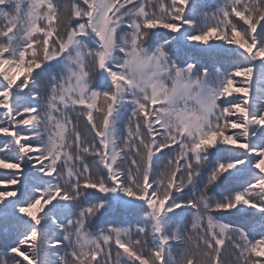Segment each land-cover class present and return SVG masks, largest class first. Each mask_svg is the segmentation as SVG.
Wrapping results in <instances>:
<instances>
[{
	"label": "snow or ice",
	"instance_id": "obj_1",
	"mask_svg": "<svg viewBox=\"0 0 264 264\" xmlns=\"http://www.w3.org/2000/svg\"><path fill=\"white\" fill-rule=\"evenodd\" d=\"M207 7L0 0V264H264V0Z\"/></svg>",
	"mask_w": 264,
	"mask_h": 264
},
{
	"label": "trees",
	"instance_id": "obj_2",
	"mask_svg": "<svg viewBox=\"0 0 264 264\" xmlns=\"http://www.w3.org/2000/svg\"><path fill=\"white\" fill-rule=\"evenodd\" d=\"M207 0H204V3L206 2ZM217 4V0H211L210 1V5L209 7L205 8V9H202V11H211L212 9L215 8V5ZM261 87H264V85H262ZM253 94H255V88L253 89ZM228 99H231V97H229ZM3 110L0 109V112H2ZM81 127H83V121H81V124H80ZM3 139H5L2 135H0V141H2ZM5 171H10V170H4V169H0V174L4 173ZM234 211V210H232ZM251 212H255L256 210L255 209H252L250 210ZM142 215V214H141ZM250 217H233V216H225L222 218V221L225 222V223H229L231 222L234 226L236 227H240L241 224H243L244 222H246L247 219H249ZM127 219V223L129 224H135L136 223V220H137V217L136 216H128L126 217ZM104 225H98V227H102Z\"/></svg>",
	"mask_w": 264,
	"mask_h": 264
},
{
	"label": "rangeland",
	"instance_id": "obj_3",
	"mask_svg": "<svg viewBox=\"0 0 264 264\" xmlns=\"http://www.w3.org/2000/svg\"><path fill=\"white\" fill-rule=\"evenodd\" d=\"M210 1L211 0H207L206 2H205V4L209 7V5H210ZM215 7H216V5H215Z\"/></svg>",
	"mask_w": 264,
	"mask_h": 264
}]
</instances>
